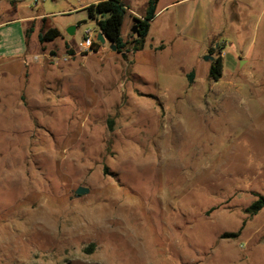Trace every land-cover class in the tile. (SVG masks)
Returning <instances> with one entry per match:
<instances>
[{"label":"rangeland","instance_id":"rangeland-1","mask_svg":"<svg viewBox=\"0 0 264 264\" xmlns=\"http://www.w3.org/2000/svg\"><path fill=\"white\" fill-rule=\"evenodd\" d=\"M251 1L210 7L227 55L216 82L194 43L89 52L99 28L77 0H0V264H264V208L247 213L264 196V0ZM49 28L61 36L40 43Z\"/></svg>","mask_w":264,"mask_h":264},{"label":"crops","instance_id":"crops-1","mask_svg":"<svg viewBox=\"0 0 264 264\" xmlns=\"http://www.w3.org/2000/svg\"><path fill=\"white\" fill-rule=\"evenodd\" d=\"M100 1L102 0H84L83 2H79L80 5L73 11L86 9L87 6ZM123 1L125 2L128 10L123 27L125 24H131L133 28L136 19H142L147 8L148 0H146L143 4L145 10H143L141 14L134 12L130 7V4L132 3L138 5L139 0ZM251 2H255V0ZM162 3L164 5L161 9H159L160 4ZM213 3L214 0H160L157 6L156 16L151 22L150 32L143 50L145 49L149 39H151L152 44H150V47L153 51V55L159 58L157 53L162 51L167 43L182 41L185 43L190 42L196 44L200 49H202V55L206 56V53L210 51L212 47H217L220 37L224 34V31L217 29L216 26L208 20V13L210 14L212 12L210 7ZM25 20H30L29 22L31 23L36 21V19L34 20L31 18H26ZM43 20H45V17ZM31 31L33 32V29ZM153 33L154 36L152 35ZM129 37L130 34L125 39L123 37L124 41H128L127 38ZM226 58L227 55L223 59L224 68ZM25 61L26 60H23V64ZM26 64L27 63L25 62V65ZM192 71H194V68Z\"/></svg>","mask_w":264,"mask_h":264},{"label":"trees","instance_id":"trees-1","mask_svg":"<svg viewBox=\"0 0 264 264\" xmlns=\"http://www.w3.org/2000/svg\"><path fill=\"white\" fill-rule=\"evenodd\" d=\"M160 0H148V6L142 19H136L135 24L138 28L136 35H133L131 42L124 41L122 37V28L127 16L128 10L123 0H102L100 2L91 4L86 7L89 18L96 22L99 33L101 32L107 40L117 47V53L122 54L128 52V45L131 44L133 52L142 51L149 35L151 22L156 16L157 6ZM31 30H26V39H29ZM61 36L57 28H49L41 31L39 34L40 43L52 42ZM99 42H94L92 50L98 51ZM71 54L72 51H70ZM211 54L213 52L211 51ZM224 61L222 57H216L211 62L209 68V78L213 81H220L223 76ZM195 72L192 71L188 74L189 83L194 82ZM264 208V196L258 195L255 200L247 209V213L251 216L257 215ZM238 233L224 234L222 238H236Z\"/></svg>","mask_w":264,"mask_h":264},{"label":"water","instance_id":"water-1","mask_svg":"<svg viewBox=\"0 0 264 264\" xmlns=\"http://www.w3.org/2000/svg\"><path fill=\"white\" fill-rule=\"evenodd\" d=\"M74 32H75V28H70L69 30H68V33L70 34V35H74ZM137 32H138V28H137V26L136 25H134V27L132 28V30H131V33L132 34H134V35H136L137 34ZM106 40H107V38L100 32L99 34H98V37H97V42H99L100 44H105L106 43ZM109 41V40H108ZM110 42V41H109ZM111 43V42H110ZM112 44V43H111ZM111 50L112 51H117V47L114 45V44H112L111 45ZM123 54V57L124 58H126L127 57V55H126V53H122ZM204 59H205V61H214V56H212V55H206L205 57H204ZM89 191H88V189H86V188H83V187H80V188H78L77 190H76V195L77 196H82V195H85V194H87Z\"/></svg>","mask_w":264,"mask_h":264},{"label":"built area","instance_id":"built-area-1","mask_svg":"<svg viewBox=\"0 0 264 264\" xmlns=\"http://www.w3.org/2000/svg\"><path fill=\"white\" fill-rule=\"evenodd\" d=\"M77 1L78 2H83L84 0H77ZM93 44H94V40L92 39V37L90 35L86 36L85 40H84V48H85V50L89 51V52H92L93 51L92 50ZM214 49H215L216 57H222V58L225 57V55H226L225 50H224V48H221L219 44ZM63 60L68 61L69 58L66 56V57L63 58Z\"/></svg>","mask_w":264,"mask_h":264}]
</instances>
